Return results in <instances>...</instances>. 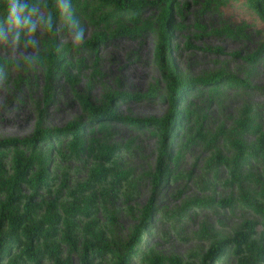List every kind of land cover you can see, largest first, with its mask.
I'll return each mask as SVG.
<instances>
[{
  "label": "rangeland",
  "instance_id": "rangeland-1",
  "mask_svg": "<svg viewBox=\"0 0 264 264\" xmlns=\"http://www.w3.org/2000/svg\"><path fill=\"white\" fill-rule=\"evenodd\" d=\"M142 2L137 19L130 20L128 12L119 13L111 4L78 0L73 18L85 32L84 43L78 48L73 46L72 35L60 15L53 17L51 31L37 29L35 47H25L24 32L14 46L5 29L0 37V58L6 63L0 79V150L7 156L13 147L22 148L21 141L33 135L38 121L43 130H61L70 122H79L85 138H96L110 147L114 167L121 173L120 181L107 177L106 191L100 197L103 208L98 198L90 200L89 217L98 228H105L104 236L109 233L115 240L124 241L148 204L147 222L130 264H169L168 259L179 264L191 253L199 256L210 241L229 236L243 221L253 222L255 236L263 230L261 214L241 201V191L255 193L258 185L246 176L240 189L223 161L208 160L215 149L223 159H231L233 150L221 136L229 131L244 104L260 107L255 122L264 129V21L239 0H173L176 5L169 11L166 53L176 69L184 76L207 78L224 71L235 76L237 82L221 86L217 98L210 96L209 82L182 97L181 104L191 112L181 124L188 134L176 133L166 139L170 155H178L175 160L162 158V180L153 183L158 157L153 128L109 119L107 132L93 126L89 131V115L76 97L83 95L99 106L104 94H113V113L131 118L160 117L167 111V91L154 56L159 41L156 15L164 1ZM37 4L49 14L42 2ZM6 12L7 7H0V24L5 22ZM102 13L108 15L98 18ZM143 20L147 26L137 29ZM119 24L126 29L114 32ZM51 37L58 49L66 42L72 47L63 54L65 70L54 69L45 88L44 63L29 67L23 56L43 54ZM93 37L99 40L86 44ZM251 52L256 55L248 60ZM197 128L208 135L216 134L209 142L197 137L189 141ZM249 130L241 132L246 141L253 140ZM56 136L60 139L58 146L61 144L58 153L54 135L34 141V149L47 153L44 171L51 190L43 192L38 187L33 198L47 203L53 200L58 207L62 204L67 208L69 194L84 183L93 163L85 152L67 148L69 134L60 132ZM250 169H255L254 173L262 171L264 162L251 161ZM20 189L31 192L24 183ZM79 240L80 236L76 243ZM119 249L113 247L114 251ZM59 251L61 258L67 255L68 264H80L77 252L67 254L65 243L60 242ZM150 254L157 255V260L147 262ZM219 264H234V257L229 253Z\"/></svg>",
  "mask_w": 264,
  "mask_h": 264
},
{
  "label": "trees",
  "instance_id": "trees-1",
  "mask_svg": "<svg viewBox=\"0 0 264 264\" xmlns=\"http://www.w3.org/2000/svg\"><path fill=\"white\" fill-rule=\"evenodd\" d=\"M103 3L111 4L119 12H128L130 20H136L138 9L142 5V0H100ZM164 5L156 15V22L159 27V41L154 49L155 62L161 77L164 79L166 87V98L168 109L160 117L149 116L143 119L131 118L125 115L113 113V94H104L99 106L93 105L88 99L80 94L76 97L82 108L89 115V131L92 126L107 132L109 119H116L130 124L150 126L156 134L158 142V157L156 170L152 173L153 183L161 181L162 158L175 160L178 153L170 155L167 149L166 139L176 133L187 135L186 128L181 124L187 120L189 108L181 104L182 97L192 88L197 89L200 85L209 82L208 88L210 96L216 98L220 95L221 86L228 87L236 83L237 79L224 71L216 72L207 77L184 76L179 72L169 55L166 53L168 36L170 34V7L175 6L173 0H163ZM245 6L264 21V0H239ZM30 4L42 2L53 17L60 15L53 0H28ZM72 11L78 6V0H71ZM0 7H7V0H0ZM7 14V12H6ZM108 14H100L98 18H103ZM145 20L139 23L137 29L147 26ZM123 24L117 25L113 31L125 30ZM112 32L111 34H114ZM94 40L88 39L86 44H93ZM72 47L66 42L60 49L51 37L46 42V49L43 54H38L39 62L44 63V76L46 87L52 76V71L65 70V63L62 62L65 50ZM256 52L247 55L248 60H252ZM5 61L0 58V68H5ZM231 79L233 81H231ZM240 81H243L242 79ZM113 102V103H112ZM264 106V105H263ZM257 104L246 103L240 108L239 116L234 120L227 133H222L221 139L233 150L231 159L225 160L221 157L219 150L215 149L208 162L217 159L223 161L228 166L229 175L232 181L238 184L241 189L242 180L251 177V182L257 184L259 190L255 193L241 191V201H244L255 212H259L262 217L263 230L255 236L253 222L243 221L228 236L216 238L208 244L207 248L199 256L191 253L188 258L179 264H219L223 258L231 253L234 257V264H264V169L257 173L250 169V162H264V129L261 130L257 122ZM41 113V111H40ZM256 121V122H255ZM176 132V129H180ZM253 132V140L246 141L242 138L241 132ZM62 132L69 134L67 148L74 152H85L93 165L88 169L84 183L79 185L69 196L70 206L67 208L62 204L59 207L43 202L42 199L35 200L34 194L40 187L43 192H49V176L45 173L46 151L34 149L36 139L45 140L54 135L57 140L55 150L60 151L58 143L60 139L56 136ZM52 134V135H51ZM215 133L208 135L197 128L193 135L188 137L191 141L198 138L203 142H209ZM220 134V133H219ZM179 136V135H178ZM207 136H210L207 138ZM22 148L13 147L10 154L6 156V151L0 150V263L3 264H68V257L61 258L59 247L60 242L67 246V254L71 251L77 252L80 264H130V259L136 256V249L140 241L143 228L147 222L148 204L144 206L136 222L124 241L115 240L111 234L104 236V229L98 228L95 220L89 217L88 207L90 200L98 198L99 206L104 207L100 200L107 183V177L112 180H121V173H117L114 167L115 158L110 153V147L101 143L96 138H85L80 131L79 122H70L61 130H43L39 126V121L33 131V135L21 141ZM27 148V149H26ZM108 164V165H106ZM34 167V170L31 168ZM121 172V171H120ZM243 173V174H241ZM254 176V177H253ZM21 183L26 184L31 192H22ZM118 183V182H117ZM84 184V185H83ZM120 184V183H119ZM92 205V204H91ZM261 211V212H260ZM97 227V229H96ZM108 232V231H107ZM80 236L78 243L77 237ZM119 247V251H114L113 247ZM106 258V261H104ZM157 260V255L150 254L147 262ZM172 264V259H168Z\"/></svg>",
  "mask_w": 264,
  "mask_h": 264
},
{
  "label": "clouds",
  "instance_id": "clouds-1",
  "mask_svg": "<svg viewBox=\"0 0 264 264\" xmlns=\"http://www.w3.org/2000/svg\"><path fill=\"white\" fill-rule=\"evenodd\" d=\"M56 7L60 13L64 25L72 35V43L78 48L84 43L85 32L79 21L73 18L71 0H56ZM53 18L51 14H45L37 3L30 4L28 0H7V16L5 22L0 24V37L5 35V29L11 34L12 44L15 46L21 39V32L26 33L25 47H35L37 41L34 38L38 28L51 31ZM24 61L29 67L39 63L37 55H25ZM3 78V70L0 68V79Z\"/></svg>",
  "mask_w": 264,
  "mask_h": 264
}]
</instances>
